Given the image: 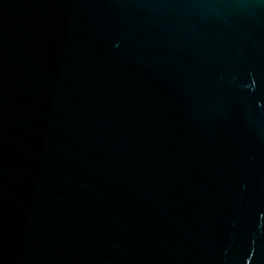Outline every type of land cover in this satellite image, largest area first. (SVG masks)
<instances>
[{
    "label": "water",
    "instance_id": "obj_1",
    "mask_svg": "<svg viewBox=\"0 0 264 264\" xmlns=\"http://www.w3.org/2000/svg\"><path fill=\"white\" fill-rule=\"evenodd\" d=\"M0 264H264V0H0Z\"/></svg>",
    "mask_w": 264,
    "mask_h": 264
}]
</instances>
